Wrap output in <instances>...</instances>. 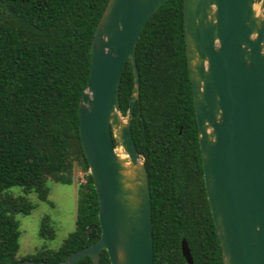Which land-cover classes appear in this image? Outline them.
I'll return each instance as SVG.
<instances>
[{"label":"trees","instance_id":"16d2710c","mask_svg":"<svg viewBox=\"0 0 264 264\" xmlns=\"http://www.w3.org/2000/svg\"><path fill=\"white\" fill-rule=\"evenodd\" d=\"M108 0H0V264H56L100 237L98 203L80 143L78 102L90 73V44ZM184 0H168L148 19L135 46L139 94L131 133L149 185L154 264H222L206 197L185 56ZM132 70L119 86L128 109ZM77 181L75 230L57 249L16 260L20 223L47 201L49 182ZM39 235H55L48 216ZM84 256L75 264H90ZM97 264H110L105 250Z\"/></svg>","mask_w":264,"mask_h":264},{"label":"water","instance_id":"95a60500","mask_svg":"<svg viewBox=\"0 0 264 264\" xmlns=\"http://www.w3.org/2000/svg\"><path fill=\"white\" fill-rule=\"evenodd\" d=\"M166 1L108 0L95 27L78 129L101 232L56 264L84 256L97 264L102 250L110 264H154L147 172L131 133L139 94L134 53L146 22ZM258 1L256 8L257 0H184L186 64L222 264H264V0ZM127 63L133 81L122 115L118 93ZM181 253L192 264L184 240Z\"/></svg>","mask_w":264,"mask_h":264},{"label":"rangeland","instance_id":"374dc122","mask_svg":"<svg viewBox=\"0 0 264 264\" xmlns=\"http://www.w3.org/2000/svg\"><path fill=\"white\" fill-rule=\"evenodd\" d=\"M258 3L257 0L256 8ZM83 179V174L75 171L71 185L49 182V194L45 202L37 201L34 194L30 195L31 200L37 202V206L28 215L16 216L20 223L19 250L16 260L34 254L44 245L50 249H57L75 230L77 181ZM45 216H48L53 223L55 235L51 240L43 239L39 235L40 223Z\"/></svg>","mask_w":264,"mask_h":264},{"label":"bare ground","instance_id":"6f19581e","mask_svg":"<svg viewBox=\"0 0 264 264\" xmlns=\"http://www.w3.org/2000/svg\"><path fill=\"white\" fill-rule=\"evenodd\" d=\"M119 155H120L121 157H123V158H126V154L123 153L121 150L119 151Z\"/></svg>","mask_w":264,"mask_h":264},{"label":"built area","instance_id":"2783aa9c","mask_svg":"<svg viewBox=\"0 0 264 264\" xmlns=\"http://www.w3.org/2000/svg\"><path fill=\"white\" fill-rule=\"evenodd\" d=\"M82 178H83V177H82ZM82 181H84V179H83Z\"/></svg>","mask_w":264,"mask_h":264}]
</instances>
